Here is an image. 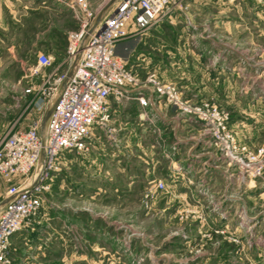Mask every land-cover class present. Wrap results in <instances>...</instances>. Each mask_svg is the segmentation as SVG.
<instances>
[{
	"label": "crops",
	"instance_id": "1",
	"mask_svg": "<svg viewBox=\"0 0 264 264\" xmlns=\"http://www.w3.org/2000/svg\"><path fill=\"white\" fill-rule=\"evenodd\" d=\"M32 1L54 12H59L62 6L61 0ZM69 1L65 3L67 6ZM170 3L172 8L166 19L119 41L116 54L140 76L153 71L162 81L176 84L185 98L194 101L212 99L227 108L230 112L229 125L236 130L240 140L250 146L260 144L257 137L259 131L264 129L263 109L261 105L256 104L255 107L247 100L252 90L246 83L248 74L238 73L237 65L240 63L237 62V54L247 49V43H252L246 41L247 36L249 39L252 34L264 36V0H170ZM5 8L8 5L0 2V16ZM243 35H247L245 39ZM58 47V50L47 53L53 59V67L69 74L73 63L63 61L65 47ZM136 92L134 89L128 90V97L120 101L110 98V119L103 125L106 129L97 126L104 137H97L95 133L90 151L82 156L79 163L73 161L74 169L68 175L60 168L53 178V188L64 190L66 175L70 178L68 190L82 186L80 179L77 181L72 177L76 165H81L82 175L89 183L85 187L94 190V195L109 191L136 194L147 190L148 185L151 191L154 190L155 181L161 180L172 192L228 194L224 195L223 200H218L219 206L228 199L227 207H234L235 213L240 211L241 220L248 224L250 216L247 208L229 193H247L252 182L243 179L235 168L222 161L220 153L210 145L203 123L178 112L147 89H143L142 93L148 98V104L141 106L133 98ZM46 118L42 117V128ZM94 143H98L99 147L93 146ZM131 145L133 151H130ZM137 150L141 153L134 154ZM67 154L63 153V162L67 161ZM69 158L72 162V158ZM121 199V196L117 197L118 201ZM5 201L4 191L2 207ZM58 207L60 218L56 220L58 216L54 214L52 234L41 238L38 236L37 242L32 238L26 239L38 245L33 254H25L26 264H44L50 257L61 258L66 237L67 246L72 248L70 252L76 261L78 252L74 249L75 245L72 246L76 241L71 234L64 235L61 219L64 206ZM39 221L42 225L45 219L42 217ZM73 221L76 222L75 219ZM88 227L90 232L85 233L80 241H101L100 248L107 251L111 249L112 242L118 243L117 236L105 231L93 232L94 226L91 224ZM39 228L38 225L37 232ZM22 236L26 237L21 232L11 236L12 249L15 250L12 245L14 239ZM118 250L119 247L113 251ZM23 255L22 252L18 254L20 260ZM86 256L80 254V258Z\"/></svg>",
	"mask_w": 264,
	"mask_h": 264
},
{
	"label": "rangeland",
	"instance_id": "2",
	"mask_svg": "<svg viewBox=\"0 0 264 264\" xmlns=\"http://www.w3.org/2000/svg\"><path fill=\"white\" fill-rule=\"evenodd\" d=\"M88 1L99 11L100 18L111 10L116 2V0ZM0 2L8 5L0 16V139H2L9 131L24 128L32 121L33 96L25 93L24 89L29 82L39 81L31 75L37 55L56 51L58 46L66 47L67 32L76 27V20L69 5L65 4L67 0H61L59 12L42 8L39 6L41 4H36L32 0ZM246 36L243 35V39ZM250 36L252 38L249 39L247 36L246 41L252 43H247V49L240 50L242 53L237 54V62L240 63L237 70L238 73L248 74L246 83L251 87L252 94L247 100L255 107L256 104L261 105L263 109L261 114L264 117V36L258 34ZM238 79L240 80V77ZM50 108L51 103L44 111L43 117L47 116ZM223 109L228 111L227 108ZM228 113L230 117V112ZM103 127V130L106 129ZM95 133L97 137H104L103 131L98 127ZM257 138L260 144L251 145L253 149L264 145V129L259 131ZM93 146L99 147L98 143H94ZM131 148L130 151H133L132 145ZM89 151H69L67 161H62L66 166L61 165V169L68 175L69 171L74 169L73 161L79 163L82 156ZM139 153L140 150L134 151V154ZM68 158H72V162ZM75 168L76 172L72 173V177L77 181L80 179L82 186L77 185L75 190H68L70 178L67 175L64 190L59 191L51 185L39 213L31 224L17 231L24 233L26 237L14 239L15 243L12 245L15 250L11 247V264H26L25 254L31 255L36 250L37 243L31 244L27 238L37 242L38 236L41 238L52 234L54 214L58 216L56 220L60 218L58 206H64L62 209L64 216H61L62 229L64 235L71 234L74 237L76 243H72V246L75 245L78 257L74 261L70 252L72 248L67 246L66 237L61 258L50 257L44 264H264V175L254 179L247 193L237 192L236 195L229 193L247 208L250 220L245 224L240 223V211L235 213L234 207H231L233 209L227 207L228 199L219 206L218 200H223L224 195H228L222 192L202 191L186 194L172 192L166 187L150 191L148 185L147 190L136 194L109 191L94 195V190L90 191L85 187V184L89 183L82 175L83 167L76 165ZM200 183L203 184L204 181ZM5 187L0 179V211ZM82 192L85 194L81 195ZM118 196L122 197V202L117 200ZM42 217L45 221L41 225L39 220ZM90 224L94 226L93 232L105 231L109 235L117 236L118 243L112 242L109 247L111 249L107 251L100 248L101 241L99 243L80 241L85 233L90 232L91 229L88 227ZM38 225L40 231L37 232ZM118 247L120 250L113 251ZM16 252L24 254L21 256L22 260L18 256L20 253ZM80 254L87 256L80 258Z\"/></svg>",
	"mask_w": 264,
	"mask_h": 264
},
{
	"label": "built area",
	"instance_id": "3",
	"mask_svg": "<svg viewBox=\"0 0 264 264\" xmlns=\"http://www.w3.org/2000/svg\"><path fill=\"white\" fill-rule=\"evenodd\" d=\"M68 5L76 27L67 32L63 61L73 63L71 73L59 71L50 55L39 53L31 70L39 81L24 89L33 96L34 117L28 126L0 139V178L6 185L0 211V264H11V236L39 213L63 153L89 151L96 127L110 119V98L120 101L130 89L137 91L133 98L141 106L148 104L142 93L147 89L202 122L212 148L243 179L253 182L264 175V145L253 149L242 142L229 126L227 110L212 100L185 98L176 84L162 81L153 71L140 76L116 54L119 41L164 19L172 8L170 0H116L101 18L88 0H71ZM164 187L161 180L153 184L154 190Z\"/></svg>",
	"mask_w": 264,
	"mask_h": 264
},
{
	"label": "water",
	"instance_id": "4",
	"mask_svg": "<svg viewBox=\"0 0 264 264\" xmlns=\"http://www.w3.org/2000/svg\"><path fill=\"white\" fill-rule=\"evenodd\" d=\"M48 114V113H47Z\"/></svg>",
	"mask_w": 264,
	"mask_h": 264
}]
</instances>
